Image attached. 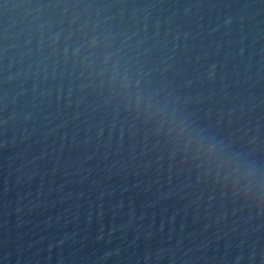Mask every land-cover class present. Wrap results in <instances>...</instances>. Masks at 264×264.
I'll return each instance as SVG.
<instances>
[{
  "label": "water",
  "instance_id": "95a60500",
  "mask_svg": "<svg viewBox=\"0 0 264 264\" xmlns=\"http://www.w3.org/2000/svg\"><path fill=\"white\" fill-rule=\"evenodd\" d=\"M0 264H264V0H0Z\"/></svg>",
  "mask_w": 264,
  "mask_h": 264
}]
</instances>
